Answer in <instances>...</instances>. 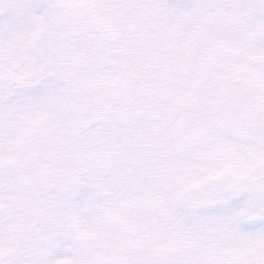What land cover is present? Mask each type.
Listing matches in <instances>:
<instances>
[{"label": "snow or ice", "instance_id": "snow-or-ice-1", "mask_svg": "<svg viewBox=\"0 0 264 264\" xmlns=\"http://www.w3.org/2000/svg\"><path fill=\"white\" fill-rule=\"evenodd\" d=\"M0 264H264V0H0Z\"/></svg>", "mask_w": 264, "mask_h": 264}]
</instances>
